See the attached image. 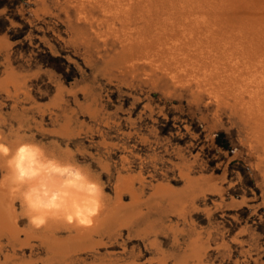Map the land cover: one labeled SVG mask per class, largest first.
<instances>
[{
  "label": "rangeland",
  "instance_id": "obj_1",
  "mask_svg": "<svg viewBox=\"0 0 264 264\" xmlns=\"http://www.w3.org/2000/svg\"><path fill=\"white\" fill-rule=\"evenodd\" d=\"M61 1L0 0V84L7 71L14 76L0 85V137L11 146L28 139L81 164L103 189L98 218L118 208L132 211L130 193L122 191L121 199L115 194L121 178L133 180L142 200L158 185L183 194L186 176H212L222 191L191 196L184 217L162 206L139 205L130 222L112 218L106 229L57 260L47 241H71L76 229L49 220L36 232L22 200L9 197L13 232L10 224L0 229V264H191L184 252L195 234L207 243L198 264H264V155H251L243 144L234 98L228 95L230 106L225 100L220 106L204 90L203 100L195 101L194 82L201 73L184 86L153 68L159 74L154 84L144 59L135 61L142 66L138 71L125 75L123 68L106 65L120 42L100 35L96 18L86 25L74 3L61 9ZM76 27L86 29L90 39H81ZM243 93L239 96L250 95ZM5 174L0 164V177ZM2 192L8 199L6 187Z\"/></svg>",
  "mask_w": 264,
  "mask_h": 264
},
{
  "label": "bare ground",
  "instance_id": "obj_2",
  "mask_svg": "<svg viewBox=\"0 0 264 264\" xmlns=\"http://www.w3.org/2000/svg\"><path fill=\"white\" fill-rule=\"evenodd\" d=\"M62 1H64V3L63 6L60 3L61 9L68 7V3H74V8L78 12V15L80 14V17H78L82 21L84 20L86 25H89L93 22L90 21V19L96 18V20L94 21H98L96 23V26L97 30H99L100 35L111 36L112 38L120 42V47L118 51H115V53L111 51L114 54L108 57V59L105 61L106 65L115 66L117 67V69L121 67L123 68V70H121L122 73L124 71L126 73H131L135 70L138 71L137 69L142 67L139 66L137 63L138 60L140 61L144 59L146 62L148 61L147 63L149 66L147 67V69H150V71L152 70V76L154 77H152L150 81L154 82V79H156V77H158L157 75H159L156 70L153 69L156 68L162 71L164 74H171L170 76L173 81L175 79L176 82L184 86L186 85L184 84L185 82L191 85L188 82L191 80L190 78L193 77V79H195L197 77L196 75L201 73V77L199 75L194 82V85L198 89L196 92H192V96L195 101H197V99L199 98L200 101L203 100H201V98L202 92L204 90L208 94H210L209 96L212 95L216 98V100L218 99L217 101L219 104L216 101L215 102L217 105L220 106L222 105L220 104L221 100H223L224 102L228 95L232 96L235 101H233L235 103L234 106L236 107L237 105V108H232L237 110V113L239 114L238 117L242 120L241 127L243 144L248 145V152L251 155L255 153L258 154L259 157H262L264 155V0ZM76 30H78L77 27ZM76 32L81 36V39H90L88 38V32L86 31V29L79 27V30ZM1 43L2 42L0 39V46ZM12 76H10V70L7 71L4 79L6 81L5 83H3L4 80L1 81L0 85L6 86L7 84H9L10 78ZM121 81L123 82V80ZM125 82L127 83L128 81ZM153 82H151V84ZM173 84H175V82H173ZM191 90L194 91L193 89ZM242 92H249L248 94H250H247L248 97L250 96L249 98L247 97L248 99L244 97L246 99V102L243 105L247 104L245 108L243 107L242 102L240 101L242 99L244 101V98L239 96V94ZM83 93L85 92L83 91ZM211 99L210 101H212ZM55 100L53 101L54 103ZM208 102L209 101H207V103ZM240 102L242 106L239 107ZM225 103H227L226 100L223 104L226 105ZM228 106H230V104ZM213 112L215 111L213 110ZM229 118H231V116ZM18 140H15L12 146H14ZM262 160H258V163H261ZM256 167L258 168V166ZM263 167L264 166H262V168ZM132 184L133 180L131 178H121V181L119 182V184L116 185L115 188V194L117 195L118 199H121L119 197H121L122 191H128L130 193V197L133 200V209L130 213H127L126 211L122 212L121 208H118L113 211V215H111L110 217L108 216L109 218L106 217V215L102 218H98L96 216L94 218V221L96 219L98 221L97 224L93 222V224L87 228L80 227L75 224L70 225L59 220L54 221L53 224H66L67 227H74L77 231L74 236L71 237V241L64 243H62L63 241L60 242L56 239L47 241L48 248L52 250L54 256H57L56 260L57 258H62L64 252H69V250L73 249L76 243L82 244L83 242L90 241L92 233L106 229L112 218L115 219V221L117 222H122L123 220L129 221L132 218V215L135 214V211L138 210L137 208L139 207V205L144 204L150 208L162 206L164 208L169 209L170 211H176L177 215L179 214L180 216H183L184 213L187 214L186 209L189 207V204H191V202L193 201V197L191 198V196H194V194H204L207 191L219 193L222 191L221 187L217 184L215 178L212 176H186V182L184 187L187 188V191L183 194L180 195V190L178 194L174 191L173 193H169L165 191L166 188L163 189L162 186L158 185V187L153 191L151 195L142 200L140 197L141 195L137 193V190L133 188ZM5 193L6 192L0 193V229L7 228L10 224L11 235L13 232L11 228L12 223L10 220V216L7 215L8 208H10L8 207L10 205V195L8 196V199H5ZM133 222L131 220V223ZM31 229L35 230L34 228ZM147 230L149 229L147 228ZM37 231L38 229L36 230V232ZM185 231L186 230H184V232ZM44 240L47 239L44 238ZM188 243V247L184 252V255L186 257L185 259H193L192 262L194 261L198 264L200 262L201 256L207 248L205 247L207 243L205 240L202 239L201 236H198V234H195L192 239L190 237V242ZM220 247H222L221 243ZM158 260L160 261V259Z\"/></svg>",
  "mask_w": 264,
  "mask_h": 264
},
{
  "label": "clouds",
  "instance_id": "obj_3",
  "mask_svg": "<svg viewBox=\"0 0 264 264\" xmlns=\"http://www.w3.org/2000/svg\"><path fill=\"white\" fill-rule=\"evenodd\" d=\"M0 164L6 169L0 187L22 200L28 222L36 229L49 220L87 228L102 208L103 189L90 173L37 142L21 138L11 146L0 137Z\"/></svg>",
  "mask_w": 264,
  "mask_h": 264
}]
</instances>
